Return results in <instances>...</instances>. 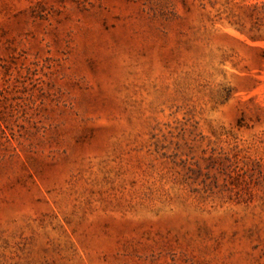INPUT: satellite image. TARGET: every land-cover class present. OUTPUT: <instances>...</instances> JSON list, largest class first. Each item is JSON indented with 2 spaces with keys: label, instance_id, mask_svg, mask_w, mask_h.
Instances as JSON below:
<instances>
[{
  "label": "rangeland",
  "instance_id": "374dc122",
  "mask_svg": "<svg viewBox=\"0 0 264 264\" xmlns=\"http://www.w3.org/2000/svg\"><path fill=\"white\" fill-rule=\"evenodd\" d=\"M0 264H264V0H0Z\"/></svg>",
  "mask_w": 264,
  "mask_h": 264
}]
</instances>
